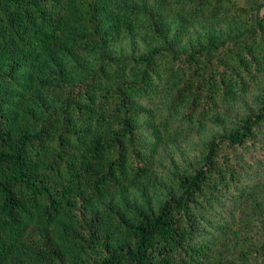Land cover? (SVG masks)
Returning <instances> with one entry per match:
<instances>
[{
  "label": "trees",
  "instance_id": "16d2710c",
  "mask_svg": "<svg viewBox=\"0 0 264 264\" xmlns=\"http://www.w3.org/2000/svg\"><path fill=\"white\" fill-rule=\"evenodd\" d=\"M0 264H264V0H0Z\"/></svg>",
  "mask_w": 264,
  "mask_h": 264
},
{
  "label": "rangeland",
  "instance_id": "374dc122",
  "mask_svg": "<svg viewBox=\"0 0 264 264\" xmlns=\"http://www.w3.org/2000/svg\"><path fill=\"white\" fill-rule=\"evenodd\" d=\"M211 133L210 129L199 133H188L186 136H179L176 141L160 147L153 159L152 172L156 176L166 175L169 173L167 169L173 162L177 166L183 165L197 152Z\"/></svg>",
  "mask_w": 264,
  "mask_h": 264
}]
</instances>
